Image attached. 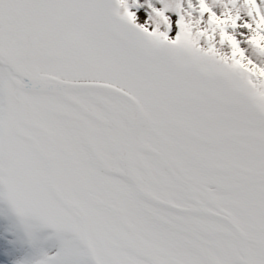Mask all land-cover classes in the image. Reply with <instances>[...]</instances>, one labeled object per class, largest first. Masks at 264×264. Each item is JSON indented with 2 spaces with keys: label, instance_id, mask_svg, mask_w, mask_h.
I'll use <instances>...</instances> for the list:
<instances>
[{
  "label": "snow or ice",
  "instance_id": "snow-or-ice-1",
  "mask_svg": "<svg viewBox=\"0 0 264 264\" xmlns=\"http://www.w3.org/2000/svg\"><path fill=\"white\" fill-rule=\"evenodd\" d=\"M0 264H264V0H0Z\"/></svg>",
  "mask_w": 264,
  "mask_h": 264
}]
</instances>
